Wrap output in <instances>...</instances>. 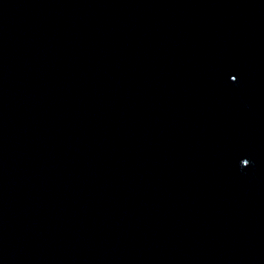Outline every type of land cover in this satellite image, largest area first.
Here are the masks:
<instances>
[{
  "label": "water",
  "instance_id": "1",
  "mask_svg": "<svg viewBox=\"0 0 264 264\" xmlns=\"http://www.w3.org/2000/svg\"><path fill=\"white\" fill-rule=\"evenodd\" d=\"M0 264H264V0H0Z\"/></svg>",
  "mask_w": 264,
  "mask_h": 264
},
{
  "label": "snow or ice",
  "instance_id": "2",
  "mask_svg": "<svg viewBox=\"0 0 264 264\" xmlns=\"http://www.w3.org/2000/svg\"><path fill=\"white\" fill-rule=\"evenodd\" d=\"M231 78H232L233 80H235V79H236V77H234V76H233V77H231Z\"/></svg>",
  "mask_w": 264,
  "mask_h": 264
}]
</instances>
